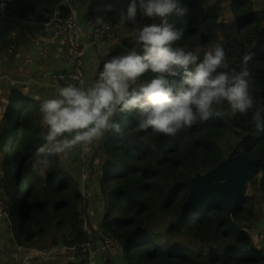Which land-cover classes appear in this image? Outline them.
<instances>
[{
    "label": "trees",
    "instance_id": "trees-1",
    "mask_svg": "<svg viewBox=\"0 0 264 264\" xmlns=\"http://www.w3.org/2000/svg\"><path fill=\"white\" fill-rule=\"evenodd\" d=\"M210 1L180 0L183 15L169 18L176 28L184 29L177 46L199 54L202 60L219 42L230 69L236 71L242 56L253 53L248 70L254 108L232 116L225 105L216 109L222 115L200 121L175 137L151 129L141 131L131 114L117 121L118 134L100 140L98 150L107 164L101 176V227L123 240V252L133 258L132 264H264V247L250 232L256 194L264 198V165L257 169L261 175L249 181L252 192L238 201L232 213L224 201L206 208L184 207L189 194L187 179L225 158L219 143L224 133L233 131L238 149L247 158H264V132H257L252 122L256 110L264 117V0H229L226 7L221 0ZM227 10L233 17L222 36L206 33ZM153 22L159 21H150L138 10L135 21L129 23L133 28ZM133 47L130 37L115 44L101 59L100 69L111 56ZM150 76L146 74L138 83ZM18 103V108L2 112L0 119V199L6 203L4 212L0 211V227L4 224L18 246L37 253L93 240L90 227L82 226L83 221L90 225L89 201L81 182L64 168L61 159L53 157L47 167L31 170L46 130L41 125L40 104ZM19 219L21 225H17ZM182 237L193 240L194 248L184 245Z\"/></svg>",
    "mask_w": 264,
    "mask_h": 264
},
{
    "label": "clouds",
    "instance_id": "clouds-1",
    "mask_svg": "<svg viewBox=\"0 0 264 264\" xmlns=\"http://www.w3.org/2000/svg\"><path fill=\"white\" fill-rule=\"evenodd\" d=\"M76 1L73 9L77 16ZM63 2L65 4L67 0ZM65 6L66 14H69L70 9ZM138 10L150 21L159 22L143 23L133 28L130 25L128 35L135 47L107 59L89 85L84 84L83 64V82L64 84L57 88L55 95L40 103L41 125L46 131L42 137L43 144L37 148V158L31 163L33 172L47 167L53 157L68 159L79 146L92 145L103 139L106 133L118 134L121 127L117 121L131 114H135L141 131L151 129L158 134L175 137L200 121L222 115L216 109L225 105L232 116L245 114L254 108L248 70L253 53L242 56L239 71L230 69L227 53L219 42L199 60V54L177 46L183 38L184 29L176 28L169 22L170 17L183 15L185 8L180 0H129L121 20L135 21ZM105 20L115 24L117 38L101 39L93 31L94 36L101 40L120 41L117 22ZM103 21L97 17L95 24L107 28ZM78 38L88 50L90 42H81L79 34ZM148 73L151 76L138 83ZM252 122L257 132H264V117L260 110L254 111ZM81 185L86 196L85 186ZM16 222L21 225V220ZM83 223L84 229L89 227L87 221ZM82 244L71 247H79L90 255Z\"/></svg>",
    "mask_w": 264,
    "mask_h": 264
},
{
    "label": "crops",
    "instance_id": "crops-1",
    "mask_svg": "<svg viewBox=\"0 0 264 264\" xmlns=\"http://www.w3.org/2000/svg\"><path fill=\"white\" fill-rule=\"evenodd\" d=\"M11 3L20 18L10 25L0 20V119L2 112L19 107L18 100L38 105L43 99L55 95L57 88L63 85L53 82L54 74L70 68L66 38L56 36L52 29L41 22L45 10L66 14L67 8L63 0H11ZM128 3L129 0L76 1L74 6L78 16L80 40L91 44L85 56V85L94 81L96 73L101 70V59L112 46L120 42L96 38L93 34L96 18L113 19L119 26L120 38L129 36L130 23L120 18ZM106 5L111 7L107 8ZM4 133L6 135L7 131L4 130ZM97 142L81 146L79 152L75 150L69 159L61 160L64 168L72 172L85 186V195L89 201V227L94 241L106 234L101 227L104 216L101 176L106 171L107 164L104 160L100 162L95 152H89L95 146L103 156L102 150H98ZM223 152L226 158L224 149ZM258 213H264V209L259 211L256 206V216L251 228L255 237L260 239L264 229L256 223ZM20 251L25 253L18 259ZM0 261L3 264H129L120 248L88 255L79 247L61 246L45 253H37L18 246L12 238L0 240Z\"/></svg>",
    "mask_w": 264,
    "mask_h": 264
},
{
    "label": "built area",
    "instance_id": "built-area-1",
    "mask_svg": "<svg viewBox=\"0 0 264 264\" xmlns=\"http://www.w3.org/2000/svg\"><path fill=\"white\" fill-rule=\"evenodd\" d=\"M64 1V0H63ZM76 0H67L65 3L70 13L66 15H59L54 11H45L43 13L42 22L45 26L53 30L55 35H64L68 44V64L70 68L65 71L57 72L54 74V79L61 78L64 84L83 82V64L84 57L87 50V45L80 43L77 34L78 19L74 13L73 4ZM0 19L4 20L7 24H12L18 19V14L12 9L11 0H0ZM104 24L108 27L104 28L103 25H97L94 28V33L101 39H115L118 36L115 24L110 20H104ZM5 201L0 199V211L4 212ZM86 227V224L83 223ZM123 240L114 236L113 234L106 233L97 241H88L82 244V247L90 254L95 252H105L109 249L123 248Z\"/></svg>",
    "mask_w": 264,
    "mask_h": 264
},
{
    "label": "water",
    "instance_id": "water-1",
    "mask_svg": "<svg viewBox=\"0 0 264 264\" xmlns=\"http://www.w3.org/2000/svg\"><path fill=\"white\" fill-rule=\"evenodd\" d=\"M259 165H264L263 157L249 159L235 146L214 168L187 179L189 194L184 207L206 208L210 203L224 201L232 213L246 196L249 181L258 174Z\"/></svg>",
    "mask_w": 264,
    "mask_h": 264
},
{
    "label": "rangeland",
    "instance_id": "rangeland-1",
    "mask_svg": "<svg viewBox=\"0 0 264 264\" xmlns=\"http://www.w3.org/2000/svg\"><path fill=\"white\" fill-rule=\"evenodd\" d=\"M214 1L215 0H212L208 3H213ZM220 2L226 7L229 3V0H221ZM257 2L260 3V0H257ZM126 9H127V6L124 7L125 12H126ZM232 17H233V15H232L231 11L227 10L225 12V14L223 15V17L221 18V20L219 22L211 25L209 28H207L205 30V32L209 33V34L215 33L218 36H222L223 31L226 29L227 23L231 20ZM129 37L130 36H126V37L121 38L120 42L121 43L124 42L125 39L127 41ZM53 82L57 83V84L64 85V80L61 78H58L57 80H54ZM249 91H250V95L254 94V90H253L251 85H249ZM9 121L10 122L13 121V115L12 114L10 115ZM8 131L11 132L10 130H8ZM237 140H238V137L233 133V131H228L220 137L219 143H220L221 147H223L225 152L228 154L235 147ZM99 142H100V140L97 142L98 145H99ZM76 150L79 152L81 150V146H79ZM89 152H95V154L99 157L100 162H102L104 160V163H105V159L103 158V156L100 155V153L97 151V148L95 146H92V150ZM70 157H71V155L69 156V158ZM61 160H65V159H61ZM2 173L3 172L0 168V176L2 175ZM260 175H261V172H258L257 176L259 177ZM251 192H252V190L248 186L246 193H251ZM256 196L258 197L257 206L259 208V211H261L264 209V198H261V197L259 198V193H257ZM0 216H1V213H0ZM19 222H20V219H19ZM256 223L258 225H260L261 228L264 229V213H258V219L256 220ZM9 224H10V220H9ZM256 228H257V226H256ZM9 229H10V227H9ZM250 232H251V235L255 239L258 238V237H255V233L253 232V229L251 227H250ZM4 239H11V234L7 233L4 224H2V227L0 228V240H4ZM181 241L184 245H188V246L194 248V242L189 237H182ZM257 241H258L257 243L260 244L262 247L264 246V231L262 232L261 238L260 239L258 238ZM24 253H25V251H20L18 254V256H19L18 259H20L22 256H24ZM127 259H128L129 264H132L134 262L132 257H128ZM13 264H16V263H13Z\"/></svg>",
    "mask_w": 264,
    "mask_h": 264
},
{
    "label": "bare ground",
    "instance_id": "bare-ground-1",
    "mask_svg": "<svg viewBox=\"0 0 264 264\" xmlns=\"http://www.w3.org/2000/svg\"><path fill=\"white\" fill-rule=\"evenodd\" d=\"M197 209H198V208H197ZM193 219H194V217L191 218V220H193Z\"/></svg>",
    "mask_w": 264,
    "mask_h": 264
},
{
    "label": "flooded vegetation",
    "instance_id": "flooded-vegetation-1",
    "mask_svg": "<svg viewBox=\"0 0 264 264\" xmlns=\"http://www.w3.org/2000/svg\"><path fill=\"white\" fill-rule=\"evenodd\" d=\"M235 146H237V145H235Z\"/></svg>",
    "mask_w": 264,
    "mask_h": 264
}]
</instances>
